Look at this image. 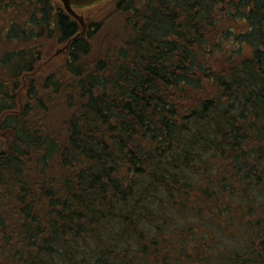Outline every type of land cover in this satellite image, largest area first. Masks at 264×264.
I'll list each match as a JSON object with an SVG mask.
<instances>
[{"label":"trees","instance_id":"obj_1","mask_svg":"<svg viewBox=\"0 0 264 264\" xmlns=\"http://www.w3.org/2000/svg\"><path fill=\"white\" fill-rule=\"evenodd\" d=\"M22 5L0 57V264H241L207 259L240 217L264 255V0H114L52 68L44 42L81 25L0 0Z\"/></svg>","mask_w":264,"mask_h":264},{"label":"rangeland","instance_id":"obj_2","mask_svg":"<svg viewBox=\"0 0 264 264\" xmlns=\"http://www.w3.org/2000/svg\"><path fill=\"white\" fill-rule=\"evenodd\" d=\"M113 2L114 0H103L98 4H95L90 7L77 8L76 11L79 14L87 17L90 16L93 12H95V10L101 12L104 9L110 8ZM23 4H25V0H23ZM30 10H31L30 8L29 10H27L25 5H22L19 9L15 8L10 10H5L0 8V57L4 49L10 50L13 48L12 45L9 46L10 42L6 40V36L2 35L3 32H6V28L9 26V22H11L13 18V19H17L22 24L25 20L29 19ZM225 24L226 22L225 20H223L218 25L224 27ZM37 28L38 27H36V29ZM227 46L229 47L230 45L227 44ZM64 47L65 45L63 43H57L56 45H51L44 42L43 50L45 48L47 49L49 48L51 55L42 58L43 60H41L39 68H44V67L47 68V66L45 65L48 64L51 65L52 68L54 67L53 65L59 64V62L63 60L66 54ZM51 68L48 71L52 70ZM2 144L3 143L0 140V150H2L3 148ZM237 208L240 209L242 207H237ZM243 209H245V207ZM254 214L257 217L260 214V212L259 213L254 212ZM248 220H249L248 217H244V219H241L240 217L239 222H237L239 228L236 229L235 227H233L234 231H229V229H226L227 227L226 218L220 219V224H224L225 226L223 227L225 228V233L222 230L221 231L214 230L216 233V238L212 239V242L213 244H215V247L213 248V246H211L210 249L208 250L207 252L208 261H213L215 263L216 261H218V259H220L222 256L227 254V251H234L237 254H245L249 248H252L254 242L253 241L254 236L256 233L254 231V228L250 230L249 226L246 227V223Z\"/></svg>","mask_w":264,"mask_h":264},{"label":"water","instance_id":"obj_3","mask_svg":"<svg viewBox=\"0 0 264 264\" xmlns=\"http://www.w3.org/2000/svg\"><path fill=\"white\" fill-rule=\"evenodd\" d=\"M62 6L64 7V9L71 15L73 16L75 19L78 20V22L80 23L81 27H82V31L80 33H78L77 35H75L71 40H69L67 42V44L65 45L64 49L68 48V45L71 43L72 40H76L78 37L83 36L86 32V20L85 17L81 14H79L76 10L75 7H88V6H92L94 4H98L99 2H101L102 0H58Z\"/></svg>","mask_w":264,"mask_h":264},{"label":"flooded vegetation","instance_id":"obj_4","mask_svg":"<svg viewBox=\"0 0 264 264\" xmlns=\"http://www.w3.org/2000/svg\"><path fill=\"white\" fill-rule=\"evenodd\" d=\"M260 228V227H259ZM261 229V228H260ZM262 230V229H261ZM258 244H260V243H258ZM257 250H259L258 248H256V244H255V248H254V250H252V254L255 252V251H257ZM260 251V250H259ZM252 254H250L249 252L245 255V254H243V256L241 257V259H240V262H241V264H264V255H260V254H258L257 256H260V257H257V260L255 261V256L254 255H252ZM255 262H257V263H255Z\"/></svg>","mask_w":264,"mask_h":264}]
</instances>
